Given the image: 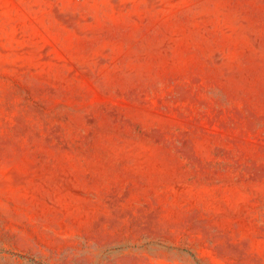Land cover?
I'll use <instances>...</instances> for the list:
<instances>
[{"label":"rangeland","instance_id":"1","mask_svg":"<svg viewBox=\"0 0 264 264\" xmlns=\"http://www.w3.org/2000/svg\"><path fill=\"white\" fill-rule=\"evenodd\" d=\"M0 264H264V0H0Z\"/></svg>","mask_w":264,"mask_h":264}]
</instances>
